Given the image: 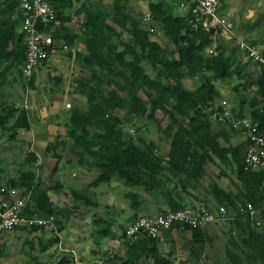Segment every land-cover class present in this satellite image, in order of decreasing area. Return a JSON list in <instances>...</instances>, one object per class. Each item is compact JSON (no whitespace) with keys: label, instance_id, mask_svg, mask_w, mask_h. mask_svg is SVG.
<instances>
[{"label":"trees","instance_id":"trees-1","mask_svg":"<svg viewBox=\"0 0 264 264\" xmlns=\"http://www.w3.org/2000/svg\"><path fill=\"white\" fill-rule=\"evenodd\" d=\"M45 1L54 9L55 20L60 21L62 28L53 33L54 41L61 39L63 46L68 48L81 41L84 52L77 53V56L90 72L88 78L76 80V90L86 97L87 106H74L68 112L67 124L71 129L66 135L78 165L98 173L86 188L116 180L123 182L132 189L126 196L135 214L142 204L135 190L141 189L145 194L157 191L166 197L169 210L174 211L184 208V204L173 200L172 192L205 177L210 181L206 189L207 199L202 205L212 211L224 206L232 214L236 211V203L257 205L264 200V169L244 171L248 143L241 141L233 145L227 139L228 131H236L235 122L243 118L252 119L264 129V70L260 72L253 94L243 96L239 92H249L251 85L246 83L247 77L241 75L237 47L216 31H207L201 26L194 29L190 13L178 17L151 0L142 1L148 3L151 20L163 27L173 48L151 41L150 30L128 13L130 2L141 0H114L111 5L102 0ZM13 2L19 10L18 24H21L24 15L20 0ZM73 3L80 4L75 15L81 17V29L76 34L63 25L69 17H61L63 10L71 8ZM15 29L14 24L0 21V61L9 60L11 64L3 68L0 64V133L8 134L10 139L15 138L19 129H29L28 112L24 108V102L28 100L20 93L33 89L35 71L48 60L40 63L30 77H25L26 47L22 31L15 50L7 51L9 41L15 38ZM64 30L67 31L65 35L61 33ZM13 70L16 73L13 81H17L19 92L7 98L1 93L10 83L8 76ZM185 78L197 80L199 87L194 90L186 88L182 83ZM231 85L236 94L233 96L232 122L228 119L221 123V131L212 133V113L224 98L221 89ZM158 112L166 117L165 125L157 119ZM151 126L169 140L165 155L159 152L156 143L143 139ZM128 127L129 131L126 130ZM65 140L57 137L46 147V154L53 153L57 157L56 152L66 146ZM30 156L35 160L34 155ZM217 162L226 163L236 172L241 185L235 193L220 185L217 178L220 175L216 177L208 171V166ZM32 177L30 172H21L18 182L11 181L7 187L24 188L22 196L25 197L34 185ZM168 181L174 184L171 190ZM53 182L54 190L62 189L60 182L56 179ZM71 196L78 203L74 206L76 210H80V206L96 207L95 203L74 191ZM31 200L36 214L53 215L54 203L48 191L40 189L39 184L33 186ZM105 223L101 217L96 221L100 237L111 235L112 223ZM227 224L231 226V236L221 264H264V219L259 228L238 215L216 226ZM207 228L173 226L172 229H182L191 235L192 247L186 264L198 263L205 245L211 247L213 239ZM234 233H237L235 238ZM125 244L126 264H173L158 240L141 237ZM199 247L202 251H198ZM207 257L209 260L208 253L203 259Z\"/></svg>","mask_w":264,"mask_h":264},{"label":"crops","instance_id":"crops-1","mask_svg":"<svg viewBox=\"0 0 264 264\" xmlns=\"http://www.w3.org/2000/svg\"><path fill=\"white\" fill-rule=\"evenodd\" d=\"M113 1L102 0L106 5H111ZM151 1L159 3L168 13L173 15L176 13L175 16L185 17L189 15L188 9L181 6L183 0ZM132 4L137 7H146V9L142 8L143 16L140 15L139 11L130 10ZM79 6V3H73L71 8L63 10L61 16L69 17V20L63 25L72 34L79 33L81 28V17L75 15ZM128 8V13L150 30L151 41L161 45L159 40L165 38L166 45L173 48L165 37L163 27L151 20L148 3L145 4V1L142 0L132 1ZM217 12L221 19L231 24L236 37L264 57V0H221ZM18 17L19 10L14 5L13 0H0V21L14 24L16 28L15 38L9 41L7 51L15 50L21 33ZM60 25L59 20L52 23L53 33L62 29ZM215 31L225 39L219 29L213 30V32ZM61 33L65 35L67 31L64 30ZM158 35L159 38H157ZM225 40L231 41L232 45L236 47L235 40ZM54 43L56 52L49 57L48 62L44 63L46 64L44 68H46V74L60 77H57L60 84L58 93L53 94L50 101H46L45 95L38 96L34 89H29L27 91L29 95V97L27 96L28 109H26L29 129H19L14 139H10L8 134L0 133V184L7 187L11 181L18 182L21 172H30L33 175V184H39L40 189L48 191L54 203V213L50 216L44 213L40 215L35 213L34 202L31 200L33 185L27 193V195L30 194L31 201L24 211V216L40 218L49 223L41 226L20 225L12 231L0 233V264H74V258L80 264H126L124 254L127 245L123 234L125 227L140 215L155 216L168 211V203L166 197L159 195L157 191L148 194L139 192L142 204L135 214L131 210L130 202L126 196L132 189L126 187L123 182L113 181L96 188H86V185L97 178L98 173L78 165L77 158L71 153L68 144L70 140L66 138L67 132L71 128L67 124V115H65L62 107V101L71 100L75 103H84L83 105L87 106L86 97L76 90V86L72 90L67 85L72 78L75 79L74 85H76V80L79 77L88 78L90 72L82 65L77 56V53L84 52L81 41H76L74 46L67 47L66 51H63L62 47L65 44L61 39H55ZM239 52L241 75L247 77L246 83L251 85L249 92L240 91L239 93L248 97L255 90L261 70L253 59L243 52ZM0 64L2 68L11 65L9 60H2ZM40 66L36 71L42 74V67ZM13 78H16L15 70L8 76L10 83L1 93L7 98L16 96L19 92L18 83L13 81ZM54 78L56 79V77ZM182 83L190 90H194L200 85L197 80L189 78L183 79ZM232 87L231 85L222 88L221 94L224 97L222 100L229 98L232 106H234L233 96L236 94L232 91ZM21 103L17 105L19 106ZM75 106H79V104ZM12 123L13 120L9 125ZM221 130V123L214 119L211 120V132L217 133ZM57 137L67 139L65 140L66 146L56 152L57 157L53 153L46 154V147L54 143ZM30 155H34L35 160ZM57 163L60 170L58 169L59 172L57 171L55 176L58 177L56 180L62 184V189L56 191L51 177H53ZM23 180L27 181L26 179ZM209 181V178L205 177L198 183H187L185 188H177V191L172 192L171 197L175 201L180 200L184 207L202 205L203 201L207 199L206 189ZM168 183L171 190L174 184L169 181ZM24 190V188L18 190L21 196ZM71 191L95 203L96 207L80 206V210L74 209L78 203L71 196ZM120 192H122L121 197L123 199L117 196ZM100 217L106 223H112L109 237L99 236V225L96 224V221ZM207 231H209V227ZM163 238V242H161L162 251L173 261V264L189 259L190 248L192 247L189 232L182 229H172L164 232ZM205 246L208 250V245ZM69 250L73 251L75 256ZM205 255L203 252L200 260ZM183 256L188 258L184 259Z\"/></svg>","mask_w":264,"mask_h":264},{"label":"built area","instance_id":"built-area-1","mask_svg":"<svg viewBox=\"0 0 264 264\" xmlns=\"http://www.w3.org/2000/svg\"><path fill=\"white\" fill-rule=\"evenodd\" d=\"M183 1L181 6L187 8L191 14L194 29L199 26L207 31L219 29L225 39L235 40L237 49L253 59L260 70H264V57L236 37L231 24L218 16L217 11L221 0ZM20 10L24 15L21 31L26 47L23 73L28 78L40 63L49 59L56 52L52 28L56 14L45 0H20ZM66 48L63 46V50ZM232 107L230 102L220 101L212 113V118L219 123H225L228 119L232 122ZM24 108L28 109L26 101ZM66 108H70L69 103L66 104ZM235 127L241 131L244 141L248 143L244 153V171L264 169V129H260L259 124L250 118H243L235 122ZM30 201V194L23 197L18 190L0 184V233L12 231L20 225L41 226L49 223L40 218L24 216V211ZM236 215L242 220H248L254 227H261L264 219V200L257 205L236 203V211L232 214L224 206H218L216 211H212L200 204L174 211L168 210L155 216L140 215L125 227V242L130 243L141 237H148L161 243L164 239V232L170 231L176 224L192 229L206 228L231 221ZM69 252L75 256L73 251L69 250ZM74 264L80 263L74 258Z\"/></svg>","mask_w":264,"mask_h":264},{"label":"rangeland","instance_id":"rangeland-1","mask_svg":"<svg viewBox=\"0 0 264 264\" xmlns=\"http://www.w3.org/2000/svg\"><path fill=\"white\" fill-rule=\"evenodd\" d=\"M146 3L147 2H145V4ZM130 6H131V8L129 7L130 10H133V12L139 11L140 15L143 16L144 13L142 11V8L146 9L145 6L144 7L138 6L137 7L134 4H132ZM174 15H177V14L174 13ZM124 37L126 39V36H124ZM157 38H159V35ZM159 43L161 44V46H164V47L167 46L165 43V38H163V39L161 38L159 40ZM45 65L46 64H43L42 66H40V67H42V74L41 73L39 74L38 71L35 72L33 89L35 90V92L38 93V96L45 95L46 101H50V99L53 98V94L58 93V91H59L60 84H59L58 78H60V77L51 76L52 74L51 75L46 74V68H44ZM38 70H41V69H38ZM146 70L149 73L151 72L150 69L147 67H146ZM37 76H38V78H37ZM54 77H56V79ZM74 81H75V79L72 78V80L68 82L67 87L69 89H72V90L75 89ZM27 91L25 89L24 92L21 91L20 94H24V95L29 97V95L27 94ZM18 97H20V96H18ZM225 100L228 103L230 102L229 98H225ZM233 102L235 104V101H233ZM67 103L70 104V108H66ZM77 104H79V106H82V107L84 106L83 105L84 103H78V102L75 103L71 100H67V101L63 100L62 101V107L65 111V115H67L68 112ZM157 119L160 120L161 122H163L162 125H165L166 117H164L161 112L157 113ZM126 130L129 131V127L126 128ZM235 130L236 131H231V130L228 131V135H227V139L229 138L230 144H233V145L238 144L241 141H244V136L241 134V131L237 128ZM140 137H141V135H140ZM143 139H145L147 141L148 140L153 141L154 143H156L159 146V152L162 155H165L167 153L168 146H169V140L166 137H164L162 133L160 134L158 131H156V128L154 126L149 127V130H148L147 134L143 136ZM222 144H224V140H222ZM69 165H71V163H69ZM208 170L212 175H215L216 177L218 175H220V177H217L219 179L218 182L226 190L232 191L233 193H235L236 189H240L241 184L237 179L236 172L233 169H231V167H229L226 163L221 164V163L217 162V164H210L208 166ZM51 178H52V182H53V180L57 179L58 177L54 175ZM116 181H118V180H116ZM103 185L104 184H102V186ZM135 192L139 193V192H143V191L141 189H137V190H135ZM117 196L121 197L122 192H120ZM121 199H123V198L121 197ZM211 226H213V225H211ZM211 226H208V227H209V234L213 239L212 245L210 248H208V250H206V248H205L206 246L203 249V252H205V254L208 253L209 260H208V257H207V259H201V260H199V261H201V262H199V264H221L222 261L225 259V256H226L224 249H225V247H227L228 241H229L230 236H231V234H230L231 233V231H230L231 226L229 224L221 226V227L216 226V225H214L213 227H211ZM232 236L234 238L237 237V233L232 234ZM200 250L202 251V247H199L198 251H200ZM183 258L187 259L188 257L183 256ZM177 264H186V262L180 261Z\"/></svg>","mask_w":264,"mask_h":264},{"label":"water","instance_id":"water-1","mask_svg":"<svg viewBox=\"0 0 264 264\" xmlns=\"http://www.w3.org/2000/svg\"><path fill=\"white\" fill-rule=\"evenodd\" d=\"M211 32H213V29H211Z\"/></svg>","mask_w":264,"mask_h":264}]
</instances>
